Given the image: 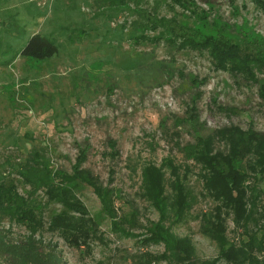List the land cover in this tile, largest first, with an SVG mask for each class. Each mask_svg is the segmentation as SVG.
<instances>
[{
    "label": "rangeland",
    "instance_id": "374dc122",
    "mask_svg": "<svg viewBox=\"0 0 264 264\" xmlns=\"http://www.w3.org/2000/svg\"><path fill=\"white\" fill-rule=\"evenodd\" d=\"M131 2L124 8L122 0H0L1 52L8 46L18 49L22 35L27 40L35 31L51 35L60 46L49 60L32 62L12 54L9 64L0 62V174L18 177L11 164L24 157L23 145L20 151L12 139L27 130L33 146L55 150L50 155L55 168L70 171L85 148L84 167L121 196L119 214L130 206L139 209L137 227L115 232L105 220L87 247H73L61 234L45 230L68 264H171L158 256L163 245L141 242L145 231L139 229L160 216L141 195L142 168L150 162L160 165L168 156L189 163L186 182L197 198L173 230L191 238L200 259L217 257L218 244L201 228L202 213L216 203L204 195L200 167L185 160L176 145L195 141L189 126H178L176 118L194 107L208 131L232 124L264 131L259 89L264 70L257 73L261 80L256 83L219 69L208 51L185 44L191 34L219 39L221 30L212 29L213 20L227 36H264V0H214L211 8L173 0ZM140 10L155 22L149 23ZM134 28L141 32L138 37ZM218 147L226 149L224 143ZM165 170L171 193L170 172ZM25 191L19 185L20 194ZM32 195L33 201L42 202L38 213L48 225L50 214L62 205L50 202L44 191ZM79 198L92 213L101 209L92 188L80 190ZM12 222L4 219L3 224ZM14 222L15 232L26 231ZM227 231L230 240L240 236L233 217L227 220ZM147 253L152 254L149 260Z\"/></svg>",
    "mask_w": 264,
    "mask_h": 264
},
{
    "label": "trees",
    "instance_id": "16d2710c",
    "mask_svg": "<svg viewBox=\"0 0 264 264\" xmlns=\"http://www.w3.org/2000/svg\"><path fill=\"white\" fill-rule=\"evenodd\" d=\"M173 1L188 3L193 7L199 2L211 8L214 0ZM122 2L124 8L126 5L130 8L132 3L131 0ZM205 13L204 18L212 19L210 14ZM139 14L148 19L149 23L155 22L149 12L141 11ZM216 22L212 21L215 23L212 29L217 27L222 31L224 28ZM135 29L132 33L138 37L141 32ZM221 31H218L219 39H197L193 34L187 35L189 37L185 39V44L196 50L208 51L219 69L259 83L261 79L257 73L264 70V36H249L245 32L234 38ZM88 33L96 35L95 31ZM26 36L22 35L18 49L13 51L10 46L2 49L0 62L9 64L12 54L27 61H45L56 56L60 50L55 38L47 33L35 31L27 40ZM263 88L264 83L259 84L260 96L264 101ZM176 124H187L195 135L194 142L176 145L185 160L200 167L198 175L203 182L204 195L216 203L212 210L202 213L201 228L204 234L218 244L219 255L212 259H200L191 238L179 236L173 230L175 223L185 220L197 200L186 182L191 172L189 163H177L173 156L165 157L160 165L150 162L142 168L141 195L159 211L160 216L157 221L148 220V225L139 226V229L145 231L141 242L163 245L164 250L158 256L169 260L171 264H220L221 260L226 264H264V131H258L252 126L244 129L233 124L208 131L206 123L200 120L194 107L191 112H186L185 117L176 118ZM32 140L27 130L20 137L12 139L20 151L23 145L21 152L24 157L11 164L12 171L18 177H13L11 173L0 174L2 263L68 264L58 243L46 239L45 230L59 233L71 246L82 248L87 247L91 239L100 234L105 220L109 219L108 225L115 232L122 226L135 228L140 224L139 209L128 206L120 215L117 201L121 196L116 194L115 189L103 186L99 177L84 167L87 160L85 148L80 149L75 163L68 171L53 166L50 155L55 150L47 146L46 149L33 146ZM221 143L225 144V150L218 147ZM3 167L0 163V169ZM166 168L170 172L171 181L168 185L171 193L166 188ZM19 185L24 186V195L20 194ZM27 187L31 191H27ZM86 187L92 188L100 200L101 209L96 213L88 210L79 198V191ZM37 191H44L50 202L62 205L61 211L50 214L48 225L45 224L44 216L38 213L42 202L32 200V193ZM230 217H233L240 231L237 240L228 237L227 220ZM4 219L15 221L18 223L16 225L25 227L26 231L15 232V224H3ZM151 255L147 253L144 258L149 260Z\"/></svg>",
    "mask_w": 264,
    "mask_h": 264
},
{
    "label": "built area",
    "instance_id": "2783aa9c",
    "mask_svg": "<svg viewBox=\"0 0 264 264\" xmlns=\"http://www.w3.org/2000/svg\"><path fill=\"white\" fill-rule=\"evenodd\" d=\"M0 264H4V263H2V262L0 261Z\"/></svg>",
    "mask_w": 264,
    "mask_h": 264
}]
</instances>
